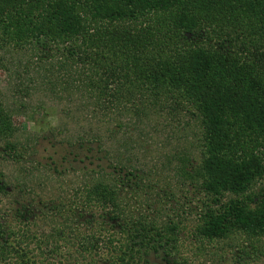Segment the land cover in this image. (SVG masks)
Here are the masks:
<instances>
[{
    "label": "trees",
    "instance_id": "1",
    "mask_svg": "<svg viewBox=\"0 0 264 264\" xmlns=\"http://www.w3.org/2000/svg\"><path fill=\"white\" fill-rule=\"evenodd\" d=\"M31 43L45 49L65 45L67 57L81 66L77 76L85 81L79 86L91 97L97 91L108 115L124 109L142 118L167 98L196 109L205 159L192 177L202 178L215 205L224 194L246 196L210 210L198 238L222 240L237 232L264 237V197L246 195L264 179V0H0V48ZM58 66L68 73L66 63ZM14 132L0 104V138ZM119 166L105 174L113 181L78 191L80 214L75 217L74 210L66 217L55 239L53 232L43 235L50 255L73 244L88 259L108 249L116 257L105 264H154L152 256L169 264L177 250L171 232L141 215L125 218L117 185L137 188L139 175ZM17 216L18 231L0 223V264H38L28 257L36 237L26 226L38 215L26 205ZM97 218L107 221L103 233L117 239L98 234ZM118 219L117 232L107 224Z\"/></svg>",
    "mask_w": 264,
    "mask_h": 264
},
{
    "label": "rangeland",
    "instance_id": "2",
    "mask_svg": "<svg viewBox=\"0 0 264 264\" xmlns=\"http://www.w3.org/2000/svg\"><path fill=\"white\" fill-rule=\"evenodd\" d=\"M66 50L65 45L45 49L37 43L23 49L0 48V104L15 131L11 137L0 138V189L6 188L0 190V223L18 231L22 226L17 211L22 206H31L37 213L26 224L36 237L28 245L29 260L68 264L78 259L79 264H105L116 257L107 249L103 256L88 259L73 244L50 255L43 235L53 232L55 239L54 231L64 227L65 218L74 210L76 217L83 203L78 191L95 181H113L105 174L122 165L139 175L137 188L123 190L117 185L121 210L127 213L124 217L144 216L171 232L168 237L176 240L177 250L171 252L169 264H264V237L237 232L222 240L198 238L197 230L210 210L246 197L224 194L219 206L215 205L204 192L202 178L192 177L205 159L200 113L167 98L154 103L142 118L124 109L108 115L107 102L99 93L94 91L91 97L79 86V80L85 81L77 76L81 66L67 57ZM65 63L68 73L58 66ZM246 195L263 198L264 179ZM105 223L98 219V234L109 238L112 233H103ZM121 223L118 219L107 225L117 227L118 232ZM150 261L165 264L153 256Z\"/></svg>",
    "mask_w": 264,
    "mask_h": 264
}]
</instances>
